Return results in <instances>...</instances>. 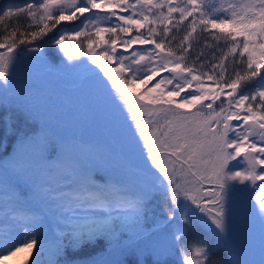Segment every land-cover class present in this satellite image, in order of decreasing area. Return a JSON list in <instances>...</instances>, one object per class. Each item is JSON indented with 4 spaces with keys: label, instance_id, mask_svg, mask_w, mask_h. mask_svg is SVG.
Masks as SVG:
<instances>
[{
    "label": "snow or ice",
    "instance_id": "obj_1",
    "mask_svg": "<svg viewBox=\"0 0 264 264\" xmlns=\"http://www.w3.org/2000/svg\"><path fill=\"white\" fill-rule=\"evenodd\" d=\"M48 48L64 59L50 60ZM22 62L53 74L83 66L97 99L122 116L119 151L54 139L33 93L12 87ZM0 106L38 122L18 137L16 156L0 159L13 174L0 173V261L26 253L24 264H98L97 256L69 259L98 247L135 254L137 264L149 256L220 264L215 246L193 235L203 225L227 264H247L232 232L234 212L247 204L264 264V0L4 4ZM34 198L56 202L54 234L45 214L26 206Z\"/></svg>",
    "mask_w": 264,
    "mask_h": 264
},
{
    "label": "rangeland",
    "instance_id": "obj_2",
    "mask_svg": "<svg viewBox=\"0 0 264 264\" xmlns=\"http://www.w3.org/2000/svg\"><path fill=\"white\" fill-rule=\"evenodd\" d=\"M0 2L6 3H21L22 0H0ZM212 2H218V0H212ZM50 60L58 63L59 58L54 59L52 56L48 55ZM27 69L24 70L21 65L17 68L16 73L14 76L19 80H24L27 75L28 71H37L40 75V80L45 83H53L60 86L61 89L66 90L67 92H72L77 89V81L78 78H75L73 75L70 79V73H60L58 74L48 73L46 72L42 66L38 63L33 62H26ZM75 85L74 88L72 86ZM259 86V85H258ZM257 86V87H258ZM13 89L17 91H31L33 93V99L37 102L38 108L40 109L41 118L44 120V124L48 132L51 136L54 137L56 140H63V141H75L80 143L86 144H93L100 149L104 150L105 152L114 153L119 151V146L114 142V134L109 131L108 125L110 119H105L104 112H102L100 108V100L97 99L96 101L92 102L89 101V96L91 94H95L89 91H83L80 94H77L73 97L64 94L60 89H55L53 87H46L44 85H39L34 80H31L26 85H17L12 83ZM88 99V100H87ZM4 106H0V112ZM6 112L12 111L14 115H19L20 110L16 108L6 107ZM0 118V120L5 121V133L6 137H11L15 139L16 145L10 149V153L4 155L1 159H11L12 156H16V150L18 148V137L19 129L12 130V124L10 121L14 119L11 116V113L7 114ZM17 119V118H16ZM20 124L16 121L15 123ZM23 124V123H22ZM38 124V122H35ZM22 126V125H21ZM105 127V128H104ZM104 128V129H100ZM25 133L23 135L31 134L26 127L24 128ZM84 130L88 131V137L84 138L83 132ZM14 134V135H13ZM10 141H12L10 139ZM137 162H142L140 158L137 159ZM0 173L4 176L5 174H13L7 169H0ZM101 175L105 173L101 171ZM37 179H41L39 172L36 173ZM29 202L34 206L30 208L37 212H43L47 217L46 226L50 225L49 217L53 219L58 215V211L54 209V215L52 216L47 215L48 212L43 211V205L51 206L50 200H41L39 198L29 199ZM54 202V201H53ZM56 203V202H54ZM155 203L157 215H159L163 211V205L157 200ZM29 208V207H28ZM240 210L245 211L248 215L250 213L251 217V226L254 229H260V222L255 219L252 211L247 210L244 205L240 207ZM0 227H4V225H0ZM199 229V228H198ZM197 229V230H198ZM194 234V233H193ZM199 236L197 234H194ZM201 237V236H200ZM203 238L207 239L208 242L212 243L215 247L217 245L216 240H213V237L210 232L202 236ZM216 250V249H215ZM217 252V259H219L220 264H227L226 258L222 257L220 253ZM114 253V252H113ZM118 255L119 253L116 252ZM110 254V253H109ZM108 255V254H107ZM107 255L101 257L100 262L98 264H106L111 263L112 261H116L117 258H109L106 257ZM239 255V254H238ZM28 258L26 253H19L17 256L9 257L4 261H0V264H24V259ZM174 263L171 264H179V261L176 257H171Z\"/></svg>",
    "mask_w": 264,
    "mask_h": 264
},
{
    "label": "flooded vegetation",
    "instance_id": "obj_3",
    "mask_svg": "<svg viewBox=\"0 0 264 264\" xmlns=\"http://www.w3.org/2000/svg\"><path fill=\"white\" fill-rule=\"evenodd\" d=\"M21 67L24 70H26L27 69L26 62H22ZM71 71L73 72V74L70 73V79L73 75L75 76V78H78L77 89L70 92L71 97L80 94L83 91H89L95 93L94 81L92 79H85L83 75V66L78 67L77 69L74 70H70V72ZM30 73L31 74L36 73V75H38L37 71H31ZM74 87L75 85L72 86V88ZM95 98H96V94H91L88 99L89 101L94 102L97 100ZM99 106L102 112L105 113L103 114L104 118L110 119L108 128L109 131L115 135V126L117 120L119 119L122 124V116L118 117L117 109L110 100L105 99L101 101ZM104 128H100V129H104ZM244 206L247 210H250L249 212L252 211L255 219L259 221L258 217L254 212V208L247 204H245ZM240 207L238 211L234 212L232 217V232H233L235 252L236 254H239L240 258L246 261L247 264H258L261 257V248H260L261 228L259 230L254 229L251 226L250 213L248 215L245 211L240 210ZM207 233L208 230L203 225H201L199 229L194 232V234H197L201 237ZM213 240L215 239L213 238ZM215 249L216 251H218V253H220V255H223L226 252V249H222L220 245H216Z\"/></svg>",
    "mask_w": 264,
    "mask_h": 264
},
{
    "label": "trees",
    "instance_id": "obj_4",
    "mask_svg": "<svg viewBox=\"0 0 264 264\" xmlns=\"http://www.w3.org/2000/svg\"><path fill=\"white\" fill-rule=\"evenodd\" d=\"M4 4H8L6 2H0V6H3ZM46 54L52 56L54 59L56 58H59V61L58 63L64 59V57L62 56L61 53H59L57 50L53 49V48H48L46 49ZM63 73H72L73 72L70 70L67 71V72H63ZM60 76V73L58 74ZM91 81V80H90ZM257 85H255L254 87H257ZM6 110L7 108L6 107H3V109L1 110L0 112V118L4 117L6 115ZM11 113V116L12 118L14 119L10 121V124H12V130H18L19 129V135H23L25 133V131H22L24 130L23 127L26 129H28L30 131V133L32 132L33 130V125L35 124L36 121H29L25 116L24 114L20 111L19 112V115H14L12 113V111H9ZM9 112L7 114H9ZM17 118V119H16ZM17 122H19L20 124H15ZM5 121L4 120H0V159L4 157V155L10 153V149H12L15 145H16V141L15 139H13L12 137L13 136H9V137H6V133H5ZM23 123V124H22ZM22 125V126H21ZM14 135V134H13ZM53 137V136H52ZM54 138V137H53ZM10 139L12 141H10ZM50 151L52 152L53 156L55 155V145H53L51 148H50ZM5 177H8V178H11L12 176L10 174H5ZM54 205L55 203L52 201L51 202V206H46V205H43V211L44 212H48L47 215H51L53 216L54 215ZM3 205L0 204V207H2ZM26 206L29 207V208H33L34 206L29 202V200L26 202ZM49 221H50V225L49 226H46V229L49 231L50 234H54V229H55V217H53V219L51 217H49ZM114 252V253H113ZM110 253V254H109ZM108 254V255H107ZM107 255L106 257H109V258H114L116 257L118 261L119 259H123L124 261V264H137V256L135 254H129L127 256H124V257H120L116 251H112L110 250L109 252L107 253H103L101 249H99L97 247V251L96 252H92L91 251V248L87 249V250H81L79 252H76V253H70L69 255V259H72V260H83L85 259L87 256H97V261L100 262L101 260V257ZM222 257L225 258V254L222 255ZM25 260V259H24ZM116 261H112L111 263H106V264H115ZM171 263H174V261L171 259V257H169L165 264H171ZM144 264H152V258L149 256V257H145L144 258Z\"/></svg>",
    "mask_w": 264,
    "mask_h": 264
},
{
    "label": "water",
    "instance_id": "obj_5",
    "mask_svg": "<svg viewBox=\"0 0 264 264\" xmlns=\"http://www.w3.org/2000/svg\"><path fill=\"white\" fill-rule=\"evenodd\" d=\"M34 74H35V73H32L31 75H29V77H28L27 80H25V81H18V80H16V78L13 76L12 82H15V83H18V84L25 83V82L29 81V80L34 76ZM36 80H37V82H39V77H37ZM44 85L51 86L50 84H44ZM67 94H69V93H67ZM83 135H84V138H87V137H88V130H85L84 133H83ZM254 212H255V210H254Z\"/></svg>",
    "mask_w": 264,
    "mask_h": 264
}]
</instances>
